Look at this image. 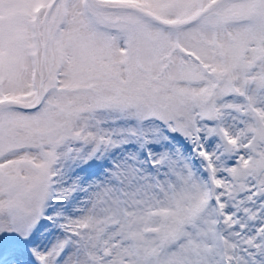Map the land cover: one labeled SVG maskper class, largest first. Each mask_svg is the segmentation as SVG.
I'll return each mask as SVG.
<instances>
[{
	"label": "snow or ice",
	"instance_id": "6c2138e0",
	"mask_svg": "<svg viewBox=\"0 0 264 264\" xmlns=\"http://www.w3.org/2000/svg\"><path fill=\"white\" fill-rule=\"evenodd\" d=\"M0 264H264V0H0Z\"/></svg>",
	"mask_w": 264,
	"mask_h": 264
}]
</instances>
